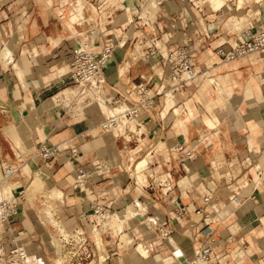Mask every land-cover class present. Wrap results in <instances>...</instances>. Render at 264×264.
<instances>
[{
    "label": "crops",
    "instance_id": "0c3cea01",
    "mask_svg": "<svg viewBox=\"0 0 264 264\" xmlns=\"http://www.w3.org/2000/svg\"><path fill=\"white\" fill-rule=\"evenodd\" d=\"M26 1L27 4L23 3L19 11L23 19L20 23H15L14 28H10L9 22L5 21L6 18H0V26L5 28V31L1 30L0 33L2 41V44L0 43V105L6 107L5 111L0 108V161L13 159L14 152L21 148L32 154L42 144H58L63 147L58 153L61 157L56 156L46 160L36 156L30 160L29 170L35 172L36 176L45 183L46 188L53 192L57 193L59 188H62L66 195L64 201L70 204L68 209L75 211L77 207L78 213L75 215L77 218H81L82 213L90 208L87 197L78 196L80 199L76 201L71 199L76 196H73L76 192L71 184L75 178V170L80 166L90 171V185H93L94 189H100L105 185L110 190L114 188L113 190L117 192L118 188L128 186L129 193L118 194V204H116L118 213L126 209L123 208L125 203L139 197L140 202L147 203L149 211H159L174 216L176 203L181 200L188 201L193 194L187 193L185 188L195 187L199 190L203 183L211 180V173L216 175L217 183L221 187L218 191L219 201H226L229 192L223 184L227 181V175H237L239 167L240 172L242 169L244 171L242 165L236 163L235 158L238 155L248 154L253 159L250 169L252 176L254 180L260 176V182L256 184L253 182L248 189L240 181V184L236 183V186H241L242 196L247 198L237 209L228 205L222 212L225 215L234 212L232 217L237 223L233 226L240 228L236 237L244 240L245 249L237 246L231 253L244 256L241 263L247 257L249 260L246 264H259L264 259V54L257 52L224 61L214 48L225 40L233 42L240 37L249 38L264 28V0H223V4L217 9L214 8L211 0H167L162 9L160 22L164 28L163 32L169 37V44H186L190 49L197 48L203 43L209 45L207 51L198 55L200 63L196 80L201 84L204 92L193 93V97L198 101L204 93L215 94L207 99L205 104L209 113L201 106H192L191 98L186 96L181 106L174 103L169 109V111L172 109V114L177 116V119H173L172 114L164 119L162 115L169 113L167 111L164 114L168 91L165 92L161 73L156 69L161 63L158 56L149 50L145 39L141 41L138 36L134 39V35L127 40L126 45L130 48L123 53L121 47H124V42L113 37L118 39L121 47L118 46L120 48L116 52L114 50L105 68L110 99H122L124 96L128 99L134 96L128 90H133V86L140 83L151 85L149 91L155 95V107L145 111L137 119L140 125L138 129L141 128L142 131L140 142L135 137L127 142L121 137L122 135L117 137L115 132L105 130L99 124L104 117L100 118L99 112L107 115L108 109L100 111L97 104L90 109L93 113L86 109L87 111L75 114L64 113L62 107L51 103L50 99L53 96L48 98L49 95L73 82L69 52L74 41L63 22L62 34L58 36L49 34L48 26L53 24L50 15L54 13L58 16L62 0H51L53 2L51 7H48L46 2L48 0H44L43 9L38 7L40 4L35 0ZM70 1L75 3L69 17L70 25L73 27L72 22L83 16L84 5L82 0ZM78 1L81 2L80 5ZM104 1L102 10L111 6L121 8L124 14L121 27L127 28L133 18V11L126 6L127 0ZM8 2L0 5V11ZM206 2L210 6L202 7V3ZM93 7L98 11L97 6L93 5ZM109 10L108 12H113V9ZM84 18L86 19L85 15ZM86 21L84 25L88 26ZM22 25L26 27L23 32L19 31ZM206 34L210 37L207 38ZM42 35L47 37L46 43L48 41L51 44L58 43L52 52L47 49L46 53H42L43 46H35L41 43ZM4 42H7L12 49L1 48ZM56 47L57 51H55ZM37 55L40 60L35 62L33 58ZM56 57L59 59H55ZM119 59L122 61L119 62ZM19 61H24L25 66L17 70L15 65ZM26 61H29L28 64ZM58 61L64 64L54 65L52 72L46 71L49 64ZM203 65H207L206 72L202 70ZM162 66L161 68L168 72L166 67ZM218 76H222L220 82ZM69 87L64 88L63 91ZM185 87L186 85H182L177 89L180 98L185 95ZM174 91L172 90L173 93ZM174 98L176 102L175 94ZM218 100H224L229 111L221 117L213 112L212 107ZM96 110L99 112L95 114ZM200 115L207 123L203 129L196 128L195 120ZM191 120L193 121L190 122ZM180 137L185 141L180 140ZM199 138L208 141L212 146L202 149L197 158L188 161L187 174L182 170L173 172L175 181L184 183V187L175 188L170 198L165 199L162 195L141 187L144 173L137 174L139 186H134L136 184L127 180L128 174L124 171L122 162L128 153L132 162L136 160L137 151L142 154L148 153L141 159L146 157L150 162L149 152L152 151L154 161L161 163L165 170L171 168L174 170L172 161L179 153L173 148L177 144L195 142ZM128 148L130 149L127 150ZM127 166L131 168L132 165L129 163ZM257 169L260 175L256 172ZM118 179L120 185H117ZM155 206L158 208H154ZM25 211L23 207L20 219ZM182 222L185 224L184 221ZM127 226L129 227L126 234L133 237L140 233L139 218L130 219ZM35 232L36 237L27 234L30 235L28 239H31L28 251L47 261L46 240L41 232L37 230ZM150 235L148 233L147 238L152 241ZM219 235L225 239L228 230L221 227ZM204 240L205 237L200 232L175 227L170 239L160 243L156 248L158 252L156 256H153L154 250H149L147 246H145L147 253L141 254L142 256L135 254L131 248L128 249L129 252L125 251L129 247L118 240L108 241L107 248L104 245L102 247L110 255L109 264H201L190 259ZM222 252L221 256L225 254L224 250ZM182 256L186 262L180 260Z\"/></svg>",
    "mask_w": 264,
    "mask_h": 264
},
{
    "label": "built area",
    "instance_id": "2783aa9c",
    "mask_svg": "<svg viewBox=\"0 0 264 264\" xmlns=\"http://www.w3.org/2000/svg\"><path fill=\"white\" fill-rule=\"evenodd\" d=\"M130 1L134 3L136 8L133 11V18L128 26L134 24L137 28L143 29L144 37L149 42V50L154 55L160 57V61L167 68L171 80L174 83L172 86L173 90H177L178 85L184 81V77L188 76L193 78L195 76V55H193L188 45H171L169 44L168 36L162 38L164 28L161 22L157 21L161 17H155L153 14L150 15L149 10L153 2L157 4L158 9H161V7L165 6L167 0ZM46 2L48 7H51L53 4L51 0ZM73 4L70 0H62L60 4L61 10L57 14L72 34L74 41L69 53L73 81L76 83L75 86L79 87L78 96L72 100L66 99V97L60 98L61 100L56 104L63 108L64 113H68L73 111V107L80 100H82L85 109L93 102L121 103V101L125 100V96L122 99H110L107 91L108 80L105 75V68L112 57L114 48L120 42L117 43L118 39L116 38L102 36L96 32L95 27L102 26L108 23L109 20H104L105 22H103L102 18H92L91 16L85 19L84 15L86 14L83 13V16L77 21L72 22L73 27L68 25L65 22L67 17L66 9H71ZM102 5L99 4L97 6V13H103L105 11L102 10ZM194 5L196 6V4ZM114 7L111 6L108 8L113 9V12H109L110 15H107V19L112 18L113 13L118 9V7ZM87 19L93 20L94 28H80L81 31H79L77 27H81ZM153 25L155 27L152 28ZM147 28L150 29L148 30ZM134 34L135 39L137 38L136 32ZM206 36L207 38L210 37L209 34H206ZM158 39L163 40L166 44L165 46H168L166 53L157 44ZM214 49L217 50L223 60H230L257 50L264 51V28L246 39L240 37L233 42L225 40L219 43ZM150 86L146 83L133 86V90H128L129 93L132 92L135 95V97L130 96V104H126L118 113H111L105 116L99 124L107 131H123V134L125 133L126 135L125 140L127 142L132 141L134 137L140 142V137L142 136L141 128L138 129L140 125L137 123L135 128H131L130 122H134L145 111L155 107V95L149 91ZM0 108L2 111L6 110V107L2 105H0ZM120 124H123V127ZM121 134L122 132L116 136L118 137ZM202 139L199 138L197 141L191 143L183 142L173 148L174 151L179 153L178 157L172 161L174 170L173 168L165 170L161 163L154 160L151 163L149 162L148 166L143 170L145 177L141 183V187L156 192L165 199L171 197L175 188L184 187V183L175 181L173 172L177 173L179 170H182L185 174L188 173V161L197 158L201 154L202 149L210 146V143L206 144V141ZM61 150V146L58 144H42L32 154H28L25 149L21 148L14 152L13 162L0 164L2 173V179H0V192H2L0 193V264H26L28 244L21 237L24 229L20 225V212L23 204L27 200V190L29 191L32 182L37 179V176H35L36 173L29 170V162L36 156H41L46 160L53 159ZM149 154H152V151ZM235 161L237 164L242 165L244 171L242 169L237 175H227V181L223 184V187L229 192L227 200L223 202L219 201L218 191L221 187L217 183L216 175L211 173L209 183H203L199 190L195 187L185 188L187 193L190 194L192 192L193 194L189 197L188 201L181 200L175 205L174 215L177 218L178 225L173 222V216L159 211H149L150 208L145 203L140 202L139 197L128 201L127 204L125 203L127 208L129 206L132 207L134 212H132L133 217L139 218L141 224L140 233L132 237V240H135L133 245L137 248L140 244H143L147 248L156 250L160 243L170 239V235L174 232L175 227L187 228L188 231L200 232L205 237L203 243L195 250V256L199 263L209 264L216 261L219 264H240L243 256L233 255L230 252V248L231 244L235 242L242 249H245L243 245L244 240L242 238L237 239L236 237L237 231L240 228L233 226L237 223L232 217L234 216V212L225 215L222 210L228 205L233 209H237L242 201L247 198L242 196L241 186H236V183H241H239L240 179L238 177L247 173L246 171L253 165V159L250 155L246 154L238 155ZM213 167H216V165ZM124 171L128 174L127 180L139 185L137 176L134 177L130 173L131 168H125ZM256 172L260 175L258 169ZM13 179L16 181L12 189L10 192H5L3 187L4 183L7 180ZM90 180V171L83 166L77 167L71 187L75 191L82 192L87 189ZM256 180H260V176ZM256 180L253 181L255 184L260 182ZM241 184L244 187L253 185V183L246 182ZM117 185H120V181ZM95 192L97 191L91 187L89 192H87L86 197L90 202V208L88 211L82 213V222L80 224L67 227L56 225L57 236L55 239L53 238L55 240L54 249L57 251V254H60L58 259L61 261V264H109L110 255L109 253H103L104 257L101 256L95 236L96 231L99 232L101 229L104 234L121 241L119 236L123 233L122 227H119L118 224H112L113 226H110L108 223L110 221L112 223L113 216L118 214L119 209L116 206L118 204V194L129 193L128 186L118 188L117 192L113 189L104 190L101 194ZM55 196L56 198L62 196L61 202H64L63 194H56ZM252 198L254 199V197ZM219 202L222 203L219 205ZM154 208H158V206ZM143 227L145 230H143ZM221 227L228 230V236L225 239H222L219 235ZM148 233L149 235L152 234V236L150 235L152 241L149 243L144 241V237L146 235L148 236ZM100 242L104 245L102 237ZM222 250L225 251L223 256H221L223 253ZM227 256L228 258H226ZM259 264H264V259Z\"/></svg>",
    "mask_w": 264,
    "mask_h": 264
},
{
    "label": "rangeland",
    "instance_id": "374dc122",
    "mask_svg": "<svg viewBox=\"0 0 264 264\" xmlns=\"http://www.w3.org/2000/svg\"><path fill=\"white\" fill-rule=\"evenodd\" d=\"M7 1H9V2L6 3V5H4L3 9H1V11H0V18H6L5 21L9 22V25L11 26L10 28L12 29V27L14 28L13 25H15V23H20V21L23 19L21 17V14H19L20 6L23 3L27 4V1L26 0H1L0 1V5L2 3L7 2ZM35 1H36V3L40 4L38 7H40L41 9L44 8V5H45L44 0H35ZM124 1H126V0H124ZM82 3L84 5L83 13L86 14L85 16L87 18L89 16H91L92 18H95V17L96 18H102L103 21L104 20H109L108 23H106V24H104L102 26H99V27H95V30H96L97 33H99L102 36H106V37H110V38L116 37V38L121 39V41L124 42V44H125L124 47H121L120 46L121 43H120L114 48L115 52L117 50H119L118 48H120V47L122 48L123 53L127 52V50L130 48V47H128L126 45V44H128L127 40L132 35H135L134 34L135 32H136V35L139 37V39L141 38V41L143 39H145V41L147 42V39L144 37L143 29L137 28L134 24H132L131 26H127L126 29H123L121 27V20H123V16H124L123 12H121V8H118L115 11V13H113L112 18L107 19V15L109 14V12H108L109 9H106L105 11H103V13H97L95 8L93 7V5L98 6L99 4H103L104 0H97V1L96 0H88V1L82 0ZM78 4L80 5L81 2L78 1ZM207 5L210 6L208 4V2L202 3V7L207 6ZM74 6H75V3L73 4L72 7H74ZM126 6H128V8L131 11H134L135 8H136L134 3L132 1H130V0H127ZM72 7H71V9H72ZM115 7H117V6H115ZM163 8L164 7H161V9H158L157 5L152 3L151 7H150V10H149L150 11V15L153 14V15H155V17H161ZM71 9L70 8L66 9V16L67 17L65 19V22H67L68 25H70V23H71V21L69 19V15H70L69 12L71 11ZM210 9H209V11H210ZM59 11L60 10L58 9V12ZM213 13L216 14L217 12L216 13L213 12ZM213 17H215V16H213ZM50 18H51V21H52L53 24L48 26V30L50 32L49 34L50 35L55 34L56 36L62 34V30H64L63 29L64 26H62V20H60L59 17L56 14H54V13H52L50 15ZM160 20L158 19L157 21L160 22ZM86 22H88L89 25L87 26V25L83 24L81 27H77L79 29V31H81L80 28L81 29H84V28L87 29L89 27H93L94 28L92 19H90L89 21H86ZM203 23H204V21H203ZM153 27H155V25H153L152 28ZM147 29L149 30L150 28H147ZM1 30L5 31L4 26H0V33H1ZM25 30H26L25 25L20 26L19 31L23 32ZM144 30H145V28H144ZM164 36H166V32L162 33V38ZM46 38L47 37L45 35H42L41 36V39H42L41 43L35 44V46L36 45L37 46L38 45L39 46H41V45L43 46V52L42 53H46V51H48V50H50L52 52L54 50V46H56L58 44V43L51 44L49 41L46 43V41H45ZM245 39H246V37H245ZM0 43L2 44L1 40H0ZM117 43H119L118 40H117ZM147 43L149 44V42H147ZM157 44L162 48L164 53H166L168 51V46H165L166 44L164 43L163 40L158 39ZM118 46H120V47H118ZM3 47H5L7 50H11L12 49L11 46H9L7 42H4V44L1 46V48H3ZM208 49H209V45H206V43L200 44L197 48H195V47L191 48V52L193 53V55H195V69L196 70L198 69V66H199V63H200V61L198 60V55L201 52H203V51H207ZM55 51H57V47L55 48ZM214 51L218 54L217 50L214 49ZM238 57H240V56H238ZM158 58L160 60V57H158ZM55 59H59V57H56ZM122 59H119L120 60L119 62H121ZM39 60H40V57L38 55L33 58V61H35V62H38ZM28 62L29 61H26L27 64H28ZM46 64H48V63H46ZM63 64L64 63H62L60 61H58L56 63L53 62V63L48 65L46 71L47 72L48 71L52 72L54 65L60 66V65H63ZM66 64H69V63H66ZM162 65L163 64L161 62L160 64H158V67H156V69H158V72L161 73V75H160L161 81H162V84L165 85V90H166L165 92H167L170 89H172V86H173L174 83L171 80L170 74L168 72L164 71V69L161 68ZM24 66H25L24 61H19L15 65L17 70L19 68L24 67ZM206 66L203 65V67H202V70L205 71V72L208 70V69H206ZM166 70H167V68H166ZM220 77H222V76H218L219 82L221 81ZM194 78L195 77L191 78L190 80H192V81L189 84L186 85L185 90H184V94L185 95L183 96V98H180L179 95H177V92H178L177 90L174 91L173 94H175V96H176V104H177V106H181L183 104L184 100H185L184 97L189 96L191 98V105L192 106H201L207 113H209V110L206 108L205 104L215 94L214 93H209V94L208 93H204V94H202L201 100L198 101L195 97H193V93L196 92V91H198L199 93H202V92H204V90L200 86L201 84H199V82L197 80H195ZM183 83H186V80L183 81ZM75 85H76V83H75V81H73L72 83H69L68 85H65V87H62V88L58 89L57 91H55L53 94L49 95L48 98L51 97V96L56 95L59 92H61L66 87L75 86ZM213 86H215V85H213ZM63 97H65V96L61 95L59 98H63ZM132 97H135V95L132 96ZM68 98H73V96L68 97ZM164 98H165V96H164ZM169 98H171V97H167V95H166V100L169 99ZM129 100H130V97H128V99H125V100L121 101V103H108V104H110L109 106L110 107L112 106L111 108H113V106H116V105H126L128 103L130 104ZM59 101H57L56 103H59ZM173 102L175 103V99H173ZM104 103H107V102H103V104H101V105L98 104V103L93 102L86 109H88L90 111V113H93V112H91L90 109L94 108L96 106V104H97V106L100 109V111H102V110H104V108H103ZM79 105H80V109L84 112L86 110L84 108V106L79 103L78 107H79ZM212 107H213V112L219 114L220 115L219 117H221L222 115L227 114L229 112L228 109H227V105L224 104V100H220V101L218 100V102H215V104H213ZM108 111H109L110 114L112 113V109H109ZM98 112L99 111L96 110V112H94V113L96 114ZM99 114H100V118H101V116L102 117L103 116L104 117L107 116L105 114H102L101 112H99ZM170 114H172V109L169 111V113H167L165 115H162V116H163L164 119H167V117H169ZM172 118L173 119H177V116L175 117L174 114H172ZM203 119H204V117L201 116V115L199 117H196V120H195V123L197 124L196 128L203 129L204 127H206L207 123ZM192 121L193 120H191L190 122H192ZM133 123H131V126H132ZM132 128H135V127H132ZM120 132L121 131L116 130L115 134L118 135ZM121 135H122L121 137L123 139H126L125 133L121 134ZM180 140L185 141V139H183L181 137H180ZM207 143H209V142L206 141V144ZM155 144H157V143H155ZM210 146H212V145L210 144ZM129 149L130 148H128L127 150H129ZM146 155H148V153H143L142 154V153L137 151L135 153V159L136 160L134 162H132L131 160H129L130 159V154L128 153V155L124 156V159H123V162H122L123 165H124V169L125 168L128 169L127 165L129 163L132 165V163H133V166H131V172L130 173L132 174V176L136 177L137 173L135 172L134 164L138 160H140L143 156H146ZM56 156L61 157V155H58V153L56 154ZM150 156H151V160H150V163H151V161H153L154 158L152 157V154H150ZM13 160H14V156H13V159L6 160V161H0V164L13 162ZM251 168H252V166H250V168L246 171L247 173L245 175L242 174L241 176L238 177V179H240L241 183H245V182L246 183H253L254 178H253L252 172L250 170ZM239 172H240V167L238 169V172H236V173H239ZM144 177H145V175H144ZM0 179H2L1 168H0ZM15 181H16L15 179L7 180L4 183L3 187L6 188L8 186H13ZM28 181H30V180H28ZM256 181H259V180H256ZM137 185H134V186H137ZM90 187L92 189H94L93 185L91 186L90 184H88L87 185V189L88 190L85 191L86 190L85 189L84 191H82V194L80 193L81 191H75L76 193H74L73 196H75V195L76 196L71 198L72 201H76L77 199H80V198H78V196L79 197L84 196V198H85L86 195H87V192H89V190H90ZM61 189L62 188H59V191L57 193L53 192L52 190L46 188L45 183L42 180H40V178L37 176V179L34 182H32V184H31V186L29 188V191L27 190V200L23 204V207L25 208L26 211L22 214L23 216L21 217V221H23V223L20 224V225H21L22 228H24V230H23L24 232L21 234V237L22 238L24 237L25 238L24 241H26V243L29 245V244H31L30 243L31 239H28V236L31 235V237H36L37 235H36L35 230H37L38 232H41V234H43V236H44V238L46 240V247H48L47 250H46L47 251L48 260L47 261L44 260L47 264H55V258H58L60 256V254L59 253L57 254V251L54 248H52V245H51V240L57 236L56 235L57 226L55 224L51 223L50 218L53 217L54 219H56L57 223H58L57 225H61L62 227H67V226L74 225V224H80L82 222L81 218H79V217L77 218L75 216L78 213L77 212V210H78L77 207H75L76 208L75 211L74 210L71 211L70 209H68L70 207L69 206L70 204L68 205V203L65 202V201L61 202L62 201V196L60 198L59 197L56 198V196H55L56 194H60V195L63 194V197L65 199V197H66L65 192H64V190H61ZM108 189H109L108 187L103 185L102 188L95 189V191H97L95 193L101 194L104 190H108ZM246 189H248V187H246ZM221 203L222 202H219V205ZM71 204H74V203H71ZM23 207H22L21 212H23ZM129 207L132 209L131 206H129ZM123 208H127V206H124ZM133 209H134V207H133ZM131 211L133 212V210H131ZM134 211H135V209H134ZM114 217H116V214L113 216L112 223L110 221L108 224L110 226L118 224L119 227L120 226L122 227L123 233H121V235L119 236V238L121 239V244L123 243V245H127V247H129L125 251H128V249L131 248V249L134 250L135 254L146 255L147 252H146L145 249H147V248L145 246H143V244H140L136 248V246L133 245L135 240H132V236L131 235L126 234L128 231L125 230V229H127L129 227V226H127V222L130 221V219H132L134 217H131V218L127 217V219H124V221L123 220H119V219L114 218ZM115 219H117V220H115ZM172 220H173V222L175 224L178 225V221H177V218L175 217V215L173 216ZM87 226L90 227V225H88V224H87ZM45 233H46V235H45ZM27 234H30V235H27ZM99 234L103 238V243H104V246L106 248H107V242L108 241L117 240L116 238H112V240H111L110 239L111 237H109L108 235L104 234L102 229L99 231ZM146 236L144 238H145V240H148V238ZM118 242H119V240H118ZM146 242L149 243L150 241H146ZM237 246H240V245L238 243L233 242V244H231L230 252H232ZM153 253H155V254H153V256H156L158 254V252H156V250H154ZM176 253H177V255L179 254L178 250H176ZM29 254L31 255L30 258H41V257L37 256L35 253H33L32 251H29ZM191 257L192 258L190 260H196L197 261V258L195 256V254H193ZM177 259H174V260L177 261ZM40 260L43 262L42 259H40ZM170 260H173V259H170ZM248 260H249V258L246 257L243 260V263H241V264H246V262ZM209 264H217V263H216V261H213L212 263H209Z\"/></svg>",
    "mask_w": 264,
    "mask_h": 264
},
{
    "label": "bare ground",
    "instance_id": "6f19581e",
    "mask_svg": "<svg viewBox=\"0 0 264 264\" xmlns=\"http://www.w3.org/2000/svg\"><path fill=\"white\" fill-rule=\"evenodd\" d=\"M124 1V0H123ZM211 2H212V5L214 6V8L215 9H217V8H219L222 4H223V0H211ZM153 4H155V5H157L155 2H153ZM122 45H124V44H122ZM257 52H259V53H263L264 54V51L263 50H257V51H253V52H250V53H248V54H246V55H243V56H247V55H250V54H252V53H257ZM241 57V56H240ZM236 58H238V57H236ZM236 58H233V59H236ZM233 59H230V60H233ZM230 60H224V61H230ZM198 75H199V70L197 69L196 70V74H195V80H196V78L198 77ZM192 77H188V76H186V77H184L183 78V80L185 81L186 80V83H183V81L178 85V87H177V89L179 88V87H181L182 85H187V84H189L192 80H190ZM165 87V86H164ZM78 89H79V87L78 86H73V87H70V88H67L66 90H62V92H59L58 94H56V95H54L51 99H50V101H51V103L52 104H56V102L57 101H59V100H61L59 97L61 96V95H63V96H65L66 97V99H69V100H72L74 97H76V96H78ZM172 90H173V88H172ZM172 90L170 89L168 92H167V96L168 97H171V98H169V99H167V101H166V105H165V111H164V114L165 113H167V111H169V109L172 107V106H174V102H173V99H175L174 98V94H173V92H172ZM179 94V93H178ZM89 95H91L90 93H89ZM71 96H73V98H68V97H71ZM82 101V100H81ZM81 101H79V103L80 104H82L83 105V103L81 102ZM68 103H69V101H68ZM79 103H77L74 107H73V111H70V113H75V114H79L80 113V111H82L81 109H80V105H79V107H78V104ZM176 103V102H175ZM98 104H103V102H98ZM125 104V103H124ZM81 105V106H82ZM110 104H107V103H104V106H103V108H104V110L105 109H112V113H118L119 111H121L122 109H123V107L125 106V105H116V106H113V108H111L110 106H109ZM84 106V105H83ZM82 106V107H83ZM87 111V110H86ZM178 112V111H177ZM110 113H109V111H108V114L107 115H109ZM186 117V116H185ZM186 121V120H185ZM131 123H133V121L132 122H130V127L132 128V127H136V124H137V120H135L134 121V123L132 124V126H131ZM186 125V124H185ZM120 126L121 127H123V124H120ZM122 132V134H123V131H121ZM61 148H63V147H61ZM134 150H136V149H134ZM132 155V154H131ZM149 161H148V159L145 157V158H143V159H140V160H138L136 163H135V166H136V173L138 174V175H141L142 173H143V170L147 167V163H148ZM118 181H119V179H118ZM12 189V186H8V187H6V188H4V191L5 192H10V190ZM0 193H2V192H0ZM147 204V203H146ZM132 209L130 208V207H128V208H126V209H124L122 212H120V213H118V214H116V217H114V218H117V219H119V220H123L124 221V219H127V217H129V218H131V217H133V215H132V211H131ZM47 211V210H46ZM40 215V214H39ZM117 219H115V220H117ZM118 220V221H119ZM50 221H51V223H53V224H55V225H57L58 223H57V220L56 219H54L53 217H51L50 218ZM120 223V222H119ZM95 236H96V239H97V242H98V246H99V251H100V253H101V256L102 257H104V254L103 253H105V254H107V252L104 250V248L102 247L103 246V244L100 242V240H101V236H100V234H99V232H97L96 231V234H95ZM55 239V238H54ZM54 239H52L51 240V245H52V248H54V244H55V240ZM56 243H57V241H56ZM175 245V244H174ZM149 250H150V248H148ZM152 250V249H151ZM31 254V253H30ZM29 254V251H28V258H27V260H26V264H46V262L43 260V258H30V256L32 255H30ZM40 259H42L43 260V262L40 260ZM183 262H186V261H183ZM55 264H61V261L58 259V258H55Z\"/></svg>",
    "mask_w": 264,
    "mask_h": 264
},
{
    "label": "water",
    "instance_id": "95a60500",
    "mask_svg": "<svg viewBox=\"0 0 264 264\" xmlns=\"http://www.w3.org/2000/svg\"><path fill=\"white\" fill-rule=\"evenodd\" d=\"M180 260L181 261H185V258L182 256V257H180Z\"/></svg>",
    "mask_w": 264,
    "mask_h": 264
}]
</instances>
